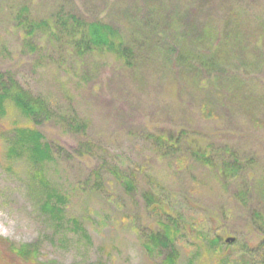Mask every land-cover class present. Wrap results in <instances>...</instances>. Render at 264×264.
I'll return each mask as SVG.
<instances>
[{
  "label": "rangeland",
  "instance_id": "rangeland-1",
  "mask_svg": "<svg viewBox=\"0 0 264 264\" xmlns=\"http://www.w3.org/2000/svg\"><path fill=\"white\" fill-rule=\"evenodd\" d=\"M163 1L169 0H0V69L13 71L59 112L89 123L86 134L56 122L40 126L50 142L66 148L56 149L46 177L69 198L65 214L79 219L81 231L42 214L29 194V167L6 159L0 136V264H22L6 252L4 245L11 243L36 244L44 264H158L159 256L143 243L167 214L180 222L179 264H264V116L238 107L228 93L214 95L215 108L204 106L195 80L183 78L177 63L125 69L110 55L84 64L63 51L54 59L30 55L12 20L15 9L27 4L36 19L63 10L114 24L126 35L138 29L154 2L159 8ZM221 1H213L209 14H223ZM235 1L264 20V0ZM177 12L183 17L181 8ZM232 12L231 7L227 16ZM253 47L243 63L264 65V45ZM241 73L264 101V67ZM20 118L10 107L0 128L7 130ZM182 129L188 135L166 151L151 136ZM86 139L97 145L95 153L79 155L74 149ZM195 151L209 152L211 160H198ZM237 161L238 172L224 173L225 163L231 169ZM106 165H118L135 178L136 190L127 192ZM96 169L104 170L103 177L95 179ZM98 181L101 189L95 188ZM242 190L246 195H239Z\"/></svg>",
  "mask_w": 264,
  "mask_h": 264
},
{
  "label": "trees",
  "instance_id": "trees-1",
  "mask_svg": "<svg viewBox=\"0 0 264 264\" xmlns=\"http://www.w3.org/2000/svg\"><path fill=\"white\" fill-rule=\"evenodd\" d=\"M181 1L183 4L180 5L174 4L172 0L166 3L163 1L159 8L154 2L144 19H141L138 29L126 35L114 24L87 20L63 10L50 18L36 19L31 16L27 4L15 9L12 20L23 35L22 50L30 55H49L54 59L57 52L63 51L62 54L66 52L76 63L83 64L94 56L110 55L125 69L140 68L144 63L157 66L156 62H160V68L165 67L163 64L177 63L183 78L195 80L193 84L199 88V96L205 99L204 106L215 108L214 95L219 94L218 97H221L228 93L238 107L264 116V101L247 84L248 79L241 73V70L247 73L264 67L259 61L243 63V58H250L254 51V42L258 49L264 45V20L254 19L248 12L250 6L241 8L235 0L233 5L232 1L222 0L218 10H222L223 14L219 16L216 13L209 14L214 0ZM231 7L235 12L228 17L227 11ZM179 8L183 17L177 12ZM205 8L208 12L202 16ZM45 41L52 45L48 47ZM56 42L61 45L58 46ZM238 61L240 63H236ZM10 107L15 108L21 118L13 121L7 130L0 128V132L4 130L0 136L5 142L6 159L22 160L29 167V194L44 216L57 225L68 220L67 223L73 226L74 231H81L83 226L79 219L74 216L68 218L65 214L69 198L50 184L46 177L48 163L55 159L56 149L59 152L66 148L50 142L40 126L56 122L65 125L66 131L86 134L88 121L59 112L46 97L26 88L13 71L0 69V117L5 118ZM186 135L188 131L182 129L176 134L163 132L151 136L166 151L176 148ZM96 148L93 141L86 139L74 150L79 155H91ZM195 152L198 160H211L209 152ZM238 164L237 161L234 165L236 168L228 169L229 165L225 163L224 173L230 170L235 174V171H239ZM108 167L105 171L113 175L127 192L136 190L135 178L126 174L118 165ZM103 171L94 170L95 179L103 177ZM223 178L225 181L228 179L226 175ZM97 187L101 189L99 181L95 183ZM239 195L244 196L246 192L242 190ZM147 202L150 206L154 204L152 198H148ZM255 213L256 218H262L259 212ZM165 216L167 219L149 233L143 246L151 255L159 256L158 264H179L180 253L176 241L180 234V222L168 214ZM217 240L212 243L215 244ZM4 247L10 257H15L22 264H44L38 259L36 244L17 246L11 243Z\"/></svg>",
  "mask_w": 264,
  "mask_h": 264
},
{
  "label": "water",
  "instance_id": "water-1",
  "mask_svg": "<svg viewBox=\"0 0 264 264\" xmlns=\"http://www.w3.org/2000/svg\"><path fill=\"white\" fill-rule=\"evenodd\" d=\"M233 240L232 238H228V241Z\"/></svg>",
  "mask_w": 264,
  "mask_h": 264
}]
</instances>
